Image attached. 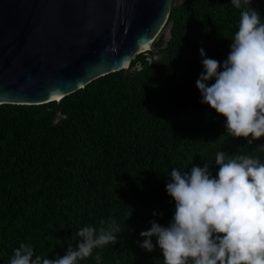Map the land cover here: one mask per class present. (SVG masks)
Masks as SVG:
<instances>
[{
  "label": "trees",
  "instance_id": "obj_1",
  "mask_svg": "<svg viewBox=\"0 0 264 264\" xmlns=\"http://www.w3.org/2000/svg\"><path fill=\"white\" fill-rule=\"evenodd\" d=\"M264 22V0H251ZM231 0H172L169 36L137 53L126 69L97 77L57 101L0 104V264L20 244L62 257L81 227L115 219L117 243L79 264H163L139 245L150 221L167 226L175 201L166 192L172 168L209 165L219 151L264 163V137H232L225 118L201 103L199 50L221 64L238 30ZM214 80L208 81V84ZM106 227V224L104 225Z\"/></svg>",
  "mask_w": 264,
  "mask_h": 264
},
{
  "label": "clouds",
  "instance_id": "obj_2",
  "mask_svg": "<svg viewBox=\"0 0 264 264\" xmlns=\"http://www.w3.org/2000/svg\"><path fill=\"white\" fill-rule=\"evenodd\" d=\"M250 2L231 0L244 8L229 54L221 64L201 48L203 71L196 80L201 103L225 118L226 134L251 137L249 144L264 137V22ZM257 150L264 151V145ZM215 164V177L208 163L190 172L171 169L166 192L175 201L174 215L167 226L150 221V228L140 232L139 246L147 252L156 238L163 264H264V163L219 151ZM100 223L98 230L81 227L80 241L75 248L69 244L62 257L33 259L34 249L22 243L9 264H79L94 249L117 243L122 229L115 219ZM95 260L100 264L99 254Z\"/></svg>",
  "mask_w": 264,
  "mask_h": 264
},
{
  "label": "water",
  "instance_id": "obj_3",
  "mask_svg": "<svg viewBox=\"0 0 264 264\" xmlns=\"http://www.w3.org/2000/svg\"><path fill=\"white\" fill-rule=\"evenodd\" d=\"M171 1L0 0V104L57 101L128 68L169 36Z\"/></svg>",
  "mask_w": 264,
  "mask_h": 264
},
{
  "label": "rangeland",
  "instance_id": "obj_4",
  "mask_svg": "<svg viewBox=\"0 0 264 264\" xmlns=\"http://www.w3.org/2000/svg\"><path fill=\"white\" fill-rule=\"evenodd\" d=\"M160 35H163V40H165L168 37L167 29H165L164 32ZM147 55H148L149 59H154V58H157L159 56L157 53V50L155 48H153V46H152L151 52L147 53Z\"/></svg>",
  "mask_w": 264,
  "mask_h": 264
}]
</instances>
